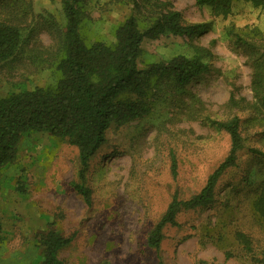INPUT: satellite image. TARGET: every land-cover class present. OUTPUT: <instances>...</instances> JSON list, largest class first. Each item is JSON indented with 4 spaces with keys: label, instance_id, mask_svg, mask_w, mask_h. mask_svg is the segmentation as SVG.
Listing matches in <instances>:
<instances>
[{
    "label": "rangeland",
    "instance_id": "1",
    "mask_svg": "<svg viewBox=\"0 0 264 264\" xmlns=\"http://www.w3.org/2000/svg\"><path fill=\"white\" fill-rule=\"evenodd\" d=\"M160 2H169L188 23L209 27L192 38L144 39L138 67L177 55L191 57L199 46L211 52L205 58L208 70L182 92L161 81L148 116L112 124L83 182L77 177V150L67 141L42 132L25 134L16 160L0 168V264H40L36 234L47 223L69 239L59 253L65 264H155L156 253L147 247L146 237L170 199L196 194L226 156L227 135L211 122L234 115L244 123V149L236 167L217 183L212 205L179 213L178 225L164 229L158 253L163 264H249L235 234L243 226L253 239L261 238L251 204L252 190L264 177V158L254 159L248 147L264 153V136H259L264 109L254 106L251 61L238 38L264 51L263 14L242 0L232 1L227 16L214 15L195 0H83L80 35L87 45L109 43L113 28L129 16L144 29L158 16ZM0 7V19L8 16L21 31L16 55L0 65V98L54 83L56 73L47 60L65 25L61 0H0ZM230 28L235 38L228 36ZM170 150L177 179L169 172ZM73 182L88 189V203ZM17 183L22 193L16 191Z\"/></svg>",
    "mask_w": 264,
    "mask_h": 264
},
{
    "label": "trees",
    "instance_id": "2",
    "mask_svg": "<svg viewBox=\"0 0 264 264\" xmlns=\"http://www.w3.org/2000/svg\"><path fill=\"white\" fill-rule=\"evenodd\" d=\"M82 1L61 0L65 25L55 51L47 60L48 66L56 73L54 83L0 98V168L16 160L18 144L25 134L42 132L67 141L77 150V177L83 182L88 163L105 143L106 133L112 124L121 126L148 116L161 81L170 82L177 91L182 92L208 70L205 58L211 57V52L199 46L193 47L191 57L177 55L166 62L138 67L144 39L167 35L192 38L205 32L208 23H188L169 2H160L158 16L148 27L141 29L137 19L129 16L113 28V41H95L87 45L80 35L84 17ZM232 1L195 0V3L199 7H209L214 15L227 16L231 12ZM242 1L260 9L264 17V0ZM3 8L0 7V10ZM16 8L21 9L22 5L18 2ZM27 13V9H24L22 15L27 16ZM7 17L0 19V65L12 59L21 44L20 27L11 24ZM227 33L229 37L235 38L237 35L233 28ZM238 41L245 47L251 61L254 106L264 109V51L260 52L246 40L238 38ZM230 100L233 101V98ZM211 124L227 135L228 151L207 175L196 194L185 199L176 194L170 199L145 239L147 247L156 253L155 264H163L158 252L164 229L178 225L176 219L179 213L195 212L212 205L217 183L229 168L236 167L238 153L244 149V123L238 116ZM259 136H264V131ZM248 152L254 159L264 158V153L257 148L248 147ZM169 157L170 175L177 179V163L172 150ZM81 182L71 185L88 203L89 191ZM16 191L23 192L18 183ZM252 191L256 194L251 204L252 215L261 238L253 239L251 234L241 229L242 226L236 230L235 241L249 264H264V177L256 190ZM36 240L42 251L40 264H65L59 258V253L68 246L69 239L57 232L52 223H47L36 234ZM228 258L229 254L226 255Z\"/></svg>",
    "mask_w": 264,
    "mask_h": 264
}]
</instances>
